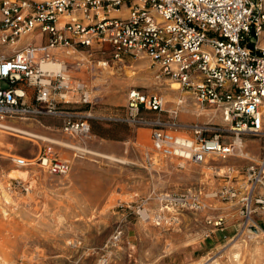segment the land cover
I'll use <instances>...</instances> for the list:
<instances>
[{
	"label": "rangeland",
	"instance_id": "374dc122",
	"mask_svg": "<svg viewBox=\"0 0 264 264\" xmlns=\"http://www.w3.org/2000/svg\"><path fill=\"white\" fill-rule=\"evenodd\" d=\"M257 1L264 7V0ZM29 40L23 39L22 44ZM12 49L0 44V52ZM110 53L96 48L69 49L58 56L68 67L73 84L81 82L89 92L90 104L81 102V94L72 93L67 98L70 103L60 105L76 120H88L91 131L87 138L67 134L60 117L0 123L2 262L228 264V254L235 246L244 250L257 240L264 247V209L255 206L256 213L246 222L238 201L216 196L227 186L244 192L247 169L264 153L260 138L238 137L232 125L223 121L220 109L200 107L175 80L161 75L150 59L125 57L122 62H111ZM130 70L137 73L133 80H127ZM132 88L163 97L165 110L178 111L181 125L206 128L205 137L219 136L224 144H234L235 155L224 161L212 156L208 166L179 159L147 166L143 154L153 150L151 131L129 122L126 116ZM143 116L156 114L143 112ZM178 135L193 132L184 130ZM237 138L247 158L240 157ZM45 147H52L56 158L69 162L67 175H52L35 161L29 167L16 165L15 159L33 160ZM223 165L228 167L221 169ZM230 168L234 170L228 175ZM186 192L201 196L203 210L159 223L155 219L161 208L158 196ZM260 192L264 194V190ZM143 200L147 203L141 210ZM116 235L120 238L115 244ZM169 249L172 253H167ZM241 263L249 264L247 259Z\"/></svg>",
	"mask_w": 264,
	"mask_h": 264
},
{
	"label": "built area",
	"instance_id": "2783aa9c",
	"mask_svg": "<svg viewBox=\"0 0 264 264\" xmlns=\"http://www.w3.org/2000/svg\"><path fill=\"white\" fill-rule=\"evenodd\" d=\"M122 8L125 14H114ZM0 44L13 47L0 52V123L60 117L67 134L87 138L88 120H76L60 106L70 103L67 98L72 93L81 94V102L90 104L86 86L74 85L65 65L48 72L41 64L58 59L60 51L96 48L111 52L113 60L150 59L161 75L175 80L200 107L220 109L223 121L232 125L238 137H258L264 146V7L257 0H2ZM128 106V121L151 130L153 150L145 153L148 166L160 158L203 165L209 156L235 155L234 144H224L219 136L205 137L206 128L181 125L179 112L165 110L159 95L132 88ZM143 112L158 116L145 117ZM184 130L193 135L179 136ZM33 161L55 176L70 171V164L56 158L52 147H45ZM15 163L32 165L25 158ZM246 175L244 192L227 186L216 196L238 201L248 222L255 206L264 209L260 192L264 190V153ZM158 201L161 208L155 219L159 223L178 221L182 213L204 207L194 192L160 195ZM146 203L143 200L139 209ZM144 217L149 220L147 214ZM119 238H113L115 244Z\"/></svg>",
	"mask_w": 264,
	"mask_h": 264
},
{
	"label": "bare ground",
	"instance_id": "6f19581e",
	"mask_svg": "<svg viewBox=\"0 0 264 264\" xmlns=\"http://www.w3.org/2000/svg\"><path fill=\"white\" fill-rule=\"evenodd\" d=\"M63 65L64 64L62 62H58V59H56V60H53V61H50V62L41 64V68L44 71L57 72V71H59L60 69L63 68ZM175 84L177 85V83H175ZM172 90H177V89L172 88ZM163 102H164V98H163ZM211 113L212 112L207 113V115H210ZM3 127L6 128V129H12V130H15V131L18 130L17 128H13L11 126L9 127V126L3 125ZM237 139H239V141L238 140L237 141H238L239 145H241V147H240L239 145H237V141H235V144L239 147L240 157L247 158L248 155H245L243 153V151H242L243 150V147H242L241 139L240 138H237ZM211 157L212 156L207 157L206 162H205V165L206 166L209 165V161H210V158ZM209 168H211V167H209ZM246 234H248V233H246ZM163 239H164V237H162V240ZM250 239H253V237L250 236ZM263 258H264V256L262 254V250H261V246H260L259 242H257V240L256 241L253 240L252 245H249V244L245 245L244 250L241 249L238 246H235L234 248H232L231 251L228 254V261L227 262H228V264H239V263H241L243 261V259H247L248 262H249V264H264V259ZM0 264H6V261L5 262H2V257L1 256H0Z\"/></svg>",
	"mask_w": 264,
	"mask_h": 264
},
{
	"label": "crops",
	"instance_id": "0c3cea01",
	"mask_svg": "<svg viewBox=\"0 0 264 264\" xmlns=\"http://www.w3.org/2000/svg\"><path fill=\"white\" fill-rule=\"evenodd\" d=\"M126 13V10L125 9H123V10H120L119 12H115L114 14H116V15H121V14H125ZM22 41H23V39L21 40V43H22ZM59 55L58 56H60V52H57ZM68 54H70L69 52H68ZM62 56V55H61ZM123 61V60H122ZM122 61H118V60H112L111 62H122ZM58 62H64L63 60H61L60 58H58ZM107 64L106 63H104V66H106ZM128 72H132V75H128V77H127V80H133L134 79V77H136V72L135 71H132V70H130V71H128ZM128 74V73H127ZM149 83L151 82L150 80L148 81ZM33 90L32 89H29V92L31 93ZM31 96H32V93H31ZM126 116H127V119L128 118H130V114H131V112H130V108H129V106H128V99H127V106H126ZM150 114L151 113H154V112H149ZM155 114V113H154ZM156 116H158L157 114H156ZM155 117V116H154ZM148 130H150L149 128H148ZM151 131V130H150ZM150 139H151V134H150ZM146 153V152H145ZM145 153L143 154V161H144V163L148 166V164L146 163V159H145ZM224 161V160H226V159H220L219 161ZM29 161H33V160H29ZM159 161L161 162V161H164L162 158H160L159 159ZM65 162H67V161H65ZM69 163V162H68ZM32 166V165H31ZM228 166H222L221 167V169L222 168H227ZM70 169H71V166H70ZM14 173V172H13ZM13 173L11 174V176L13 175ZM26 173V172H25ZM29 177V176H28ZM20 179H22V178H20ZM24 180V179H23ZM160 243H162V242H160ZM153 245H155V246H158V244H153ZM261 250H262V254H263V256H264V247L263 246H261ZM167 253H172L171 252V250L169 249L168 250V252ZM264 259V258H263Z\"/></svg>",
	"mask_w": 264,
	"mask_h": 264
}]
</instances>
